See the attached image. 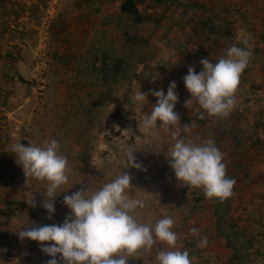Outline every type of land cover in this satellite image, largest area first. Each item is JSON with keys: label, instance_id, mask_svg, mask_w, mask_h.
I'll return each mask as SVG.
<instances>
[{"label": "rangeland", "instance_id": "rangeland-1", "mask_svg": "<svg viewBox=\"0 0 264 264\" xmlns=\"http://www.w3.org/2000/svg\"><path fill=\"white\" fill-rule=\"evenodd\" d=\"M123 1L0 0V264H47L51 257L40 242L21 240L18 231L26 223H62L70 211L65 195L82 188L94 192L124 171L132 177L128 195L145 203L135 212L141 223L170 216L174 231L190 232L208 211L220 221V236L209 237L206 247L198 246L203 236L191 232V240L178 242L192 264H264V0H238L243 9L227 17L217 12L225 1L136 0L145 17L140 23L121 11ZM173 27H180L179 46ZM241 36L248 37L253 56L232 112L209 116L195 99L186 107L188 68L199 73L201 59L217 62L231 45L243 46ZM172 81L178 85L175 111L190 119H180L182 135L195 143L213 140L236 180L234 195L220 201L218 217V199L176 179L166 159L170 133L158 129L153 139L138 128L156 103L151 91L167 93ZM134 90L148 93L136 108ZM52 139L60 143L70 173L49 219L42 207L46 182L27 180L9 146H42ZM129 145L138 148L141 169L125 168ZM33 196L35 207L27 201ZM155 256L140 250L128 264H156Z\"/></svg>", "mask_w": 264, "mask_h": 264}, {"label": "clouds", "instance_id": "clouds-1", "mask_svg": "<svg viewBox=\"0 0 264 264\" xmlns=\"http://www.w3.org/2000/svg\"><path fill=\"white\" fill-rule=\"evenodd\" d=\"M238 39L243 46L231 45L217 62L201 59L199 73L195 66L188 68L183 81L191 99L186 101V107L195 99L209 116L224 118L232 112L240 77L253 56L248 37ZM177 88V83L172 81L167 93L163 89L151 91L156 103L150 114L138 122V128L153 139L158 138V129L170 133L172 143L167 148L166 159L181 184L202 188L206 198L227 200L234 195L236 180L228 176L224 154L213 140L195 143L182 135L180 117L175 111L179 99ZM131 101L136 108L148 101V93L134 90ZM199 118L204 119L203 113ZM188 131L185 126L183 132ZM137 151L134 145L128 146L126 169L142 168L134 155ZM9 152L15 154L27 180L46 182L42 207L51 219L56 212L58 190L69 182L68 159L62 154L60 143L56 139L42 146L14 142ZM131 185L132 177L124 171L94 192L82 188L65 195L63 203L70 211L62 223L34 226L26 223L18 231L19 238L40 242L41 251L51 257L47 264H61V261L63 264H128L129 257L138 251L154 249L156 264H192L189 252L178 246L179 236L174 231L172 217L164 216L154 225L137 219L135 212L143 209L145 203L128 195ZM27 201L36 206L34 196ZM190 232L199 236L200 230L193 227ZM207 244V237L200 238L199 247Z\"/></svg>", "mask_w": 264, "mask_h": 264}, {"label": "crops", "instance_id": "crops-1", "mask_svg": "<svg viewBox=\"0 0 264 264\" xmlns=\"http://www.w3.org/2000/svg\"><path fill=\"white\" fill-rule=\"evenodd\" d=\"M205 1L211 3V0H205ZM210 3H206V4L210 5ZM258 7L259 6L256 3H253L252 6H251V10L256 13V12H258ZM170 29H171V35H175L174 36L175 37V44H177V46H179V42H177V37H178V34L181 33L179 31L180 27H173V28H170ZM176 30H178L177 33H176ZM182 32H185V30L182 31ZM218 201H219V199H218ZM219 204L220 203H218L217 206L214 208V214H215L216 217H218V214H219V211H220ZM144 221H146V220H144ZM146 224H149L148 221H147ZM221 225L222 224L220 223L219 220L218 221L216 219L212 220V216L210 215V211H208L206 213V216L202 218V220L198 223V225L195 228L200 230L199 234H201L203 237H207V239L209 240V237L212 238L213 236L214 237L220 236ZM216 239H218V238H216ZM225 240L228 243L229 240H228L227 236L225 237ZM216 241H218V240H216ZM219 242H220V240H219ZM212 247L215 248L214 245H212L210 248H212ZM233 249L235 250V252H234V255H235L236 254V248L233 247ZM213 250L216 253H223V254L226 253L225 250L220 249V248H215ZM153 251L156 252L155 249Z\"/></svg>", "mask_w": 264, "mask_h": 264}, {"label": "built area", "instance_id": "built-area-1", "mask_svg": "<svg viewBox=\"0 0 264 264\" xmlns=\"http://www.w3.org/2000/svg\"><path fill=\"white\" fill-rule=\"evenodd\" d=\"M226 3V7L225 8H222V7H219L217 9V12L220 13L222 16H228L229 15V12L231 13H235V12H238L240 13L241 10L243 9V7L241 6V4L239 3V1H229V0H217V2L219 3H222L224 2ZM225 17V18H226ZM192 46H194V44H192ZM190 202H192V199L190 200ZM178 236H179V243L181 241H188V240H191L193 238V235L188 232V231H175Z\"/></svg>", "mask_w": 264, "mask_h": 264}, {"label": "trees", "instance_id": "trees-1", "mask_svg": "<svg viewBox=\"0 0 264 264\" xmlns=\"http://www.w3.org/2000/svg\"><path fill=\"white\" fill-rule=\"evenodd\" d=\"M121 11L123 13H128V14L132 15L135 18V20L139 23L142 22L145 18L144 15H142V13L140 12L136 0H125V1H123L121 4ZM179 117L184 122H190V119L188 117H185L181 114H179ZM220 201L221 200H219L218 202L220 203Z\"/></svg>", "mask_w": 264, "mask_h": 264}]
</instances>
